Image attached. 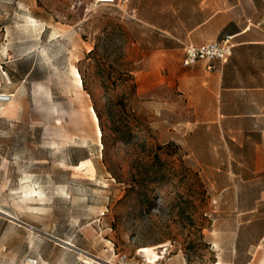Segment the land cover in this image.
Masks as SVG:
<instances>
[{
    "label": "rangeland",
    "instance_id": "rangeland-1",
    "mask_svg": "<svg viewBox=\"0 0 264 264\" xmlns=\"http://www.w3.org/2000/svg\"><path fill=\"white\" fill-rule=\"evenodd\" d=\"M256 13L264 0H0L15 102L0 103V264H148L141 248L162 246L157 264H264V95L221 98L218 65H183ZM260 57L238 54L230 81Z\"/></svg>",
    "mask_w": 264,
    "mask_h": 264
},
{
    "label": "crops",
    "instance_id": "crops-1",
    "mask_svg": "<svg viewBox=\"0 0 264 264\" xmlns=\"http://www.w3.org/2000/svg\"><path fill=\"white\" fill-rule=\"evenodd\" d=\"M219 18H222V15L220 17L216 15L213 17L210 16L209 18H205L193 29V31L197 29H207L208 27H212L218 22ZM223 31L230 32L225 34L223 38L230 37V43L233 45L232 55L224 63H221L217 60H204L199 61L195 65L204 63V65L201 66L206 67L208 71H215L218 65L219 69L216 70V73H214L211 77V84L213 87L218 88L221 98L226 96V93L231 94L230 92H238L240 94L244 93L252 96L264 95V70L262 73L261 69H259V74H257L255 77L246 79L245 82L237 81L236 83H233L230 81V77L227 75L228 71L233 68V61L236 60L238 54L247 53L250 51L258 53H262L263 51L264 53V14L256 13L252 15L251 19L235 22L234 25H231V22H229L226 25L218 27V34H221ZM235 38L239 40L237 44L234 43ZM250 44H252V46ZM255 62L256 65L261 67L262 63L264 62V58H256ZM222 111L223 109H219L218 114L220 116H256V114H229Z\"/></svg>",
    "mask_w": 264,
    "mask_h": 264
},
{
    "label": "built area",
    "instance_id": "built-area-1",
    "mask_svg": "<svg viewBox=\"0 0 264 264\" xmlns=\"http://www.w3.org/2000/svg\"><path fill=\"white\" fill-rule=\"evenodd\" d=\"M119 0H97V3L102 6L115 5ZM233 45L230 43V37H226L215 42L194 46L188 45L185 48V56L183 64L186 67L194 66L199 61L217 60L224 63L231 55ZM13 101V95L0 93V103L8 104ZM24 264H39L34 257H27Z\"/></svg>",
    "mask_w": 264,
    "mask_h": 264
},
{
    "label": "bare ground",
    "instance_id": "bare-ground-1",
    "mask_svg": "<svg viewBox=\"0 0 264 264\" xmlns=\"http://www.w3.org/2000/svg\"><path fill=\"white\" fill-rule=\"evenodd\" d=\"M74 78L76 80V85L78 87H82V85H84L83 84L84 82L82 81V77L80 75V72L77 69L74 70ZM8 106L9 107L15 106V102L12 101V102L8 103ZM62 111L64 112V110H62ZM92 112H93V117H94V120H95V123H96V126H97L98 136H99L100 139H102L103 133H102V130H101V127H100L99 117L97 116L94 108H92ZM88 162H90V161L89 160L88 161H82V163H81L82 167L85 166L86 163H88ZM162 247L165 250H163V252H160V253L157 252L158 248H156V247H144V248H141V253H144L147 256L146 263H148V264H157L159 262V260L161 259V257H163L162 255L166 254V251H167V248H165L164 246H162Z\"/></svg>",
    "mask_w": 264,
    "mask_h": 264
},
{
    "label": "trees",
    "instance_id": "trees-1",
    "mask_svg": "<svg viewBox=\"0 0 264 264\" xmlns=\"http://www.w3.org/2000/svg\"><path fill=\"white\" fill-rule=\"evenodd\" d=\"M96 50H94V51H92L91 53H93V52H95ZM156 158L157 159H159V156L158 155H156ZM139 194H140V196H142L144 199L143 200H145V201H148L149 200V193L145 190V188L144 189H142L140 192H139ZM199 233V237L200 238H204V235H203V230L201 229V230H199L198 231Z\"/></svg>",
    "mask_w": 264,
    "mask_h": 264
}]
</instances>
